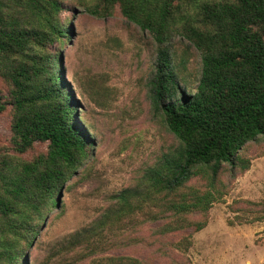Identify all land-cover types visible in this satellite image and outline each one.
<instances>
[{"label":"trees","instance_id":"1","mask_svg":"<svg viewBox=\"0 0 264 264\" xmlns=\"http://www.w3.org/2000/svg\"><path fill=\"white\" fill-rule=\"evenodd\" d=\"M85 1L88 14L106 19L119 9L151 37L150 103L178 146L136 188L112 195L94 223L53 248V257L83 249V260L99 254L101 240L125 233L119 231L138 212L164 235L204 229L206 223L186 216L209 210L225 166L233 173L250 169L241 152L264 136V0ZM69 11L64 0H0V78L8 85L0 115L13 111L14 153L0 155V264H28L60 194L93 156L95 142L75 115L80 104L64 77L62 49L73 29L63 14ZM177 39L201 53L196 86L177 63ZM37 143L47 144V152L19 157ZM205 175L208 191L188 185Z\"/></svg>","mask_w":264,"mask_h":264},{"label":"rangeland","instance_id":"2","mask_svg":"<svg viewBox=\"0 0 264 264\" xmlns=\"http://www.w3.org/2000/svg\"><path fill=\"white\" fill-rule=\"evenodd\" d=\"M64 1L71 11L63 17L73 29L62 49L64 77L80 104L75 115L95 146L93 156L60 194L59 208L42 228L28 264H113L119 257L144 264H264V136L241 152L250 169L233 173L225 166L209 210L186 216L187 222L206 223L204 229L164 235L144 223L138 212L122 226L126 231H119L125 233L100 241L95 257L83 260V249L53 257L57 243L94 223L111 207L112 195L136 188L145 171L178 146L150 103L147 83L154 47L149 34L129 23L119 9L99 19L85 12V0ZM175 44L177 63L185 64L182 74L196 86L201 53L183 39ZM7 92L0 78V93ZM12 118L11 108L0 115V155H14ZM46 152L47 144L37 143L19 157L31 160ZM208 183L205 175L188 185L208 191Z\"/></svg>","mask_w":264,"mask_h":264},{"label":"water","instance_id":"3","mask_svg":"<svg viewBox=\"0 0 264 264\" xmlns=\"http://www.w3.org/2000/svg\"><path fill=\"white\" fill-rule=\"evenodd\" d=\"M59 204H60V198H59Z\"/></svg>","mask_w":264,"mask_h":264}]
</instances>
